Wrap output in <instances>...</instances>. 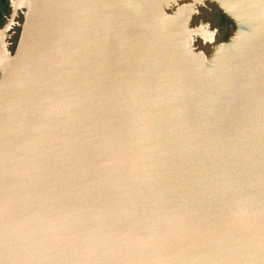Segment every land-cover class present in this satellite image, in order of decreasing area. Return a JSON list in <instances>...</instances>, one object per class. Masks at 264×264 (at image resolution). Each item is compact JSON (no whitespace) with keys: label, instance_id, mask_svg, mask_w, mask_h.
<instances>
[{"label":"water","instance_id":"95a60500","mask_svg":"<svg viewBox=\"0 0 264 264\" xmlns=\"http://www.w3.org/2000/svg\"><path fill=\"white\" fill-rule=\"evenodd\" d=\"M113 1L22 2L27 17L19 47L6 60L8 65L0 63L4 262L34 264L39 250L47 255L48 264H264V140H254L255 133L238 140L228 133L221 146L206 151L200 159L202 167L192 170L200 169L199 176L189 180L191 175L179 186L178 200L169 196L167 203L140 207L154 163L140 149L131 148L130 140V150L115 155L111 149L116 150V126L109 121L102 124V114L85 103L87 93L67 79L69 68L96 40V29L111 21ZM171 1L135 0L136 18H128L127 33L149 23L155 38L170 35L163 17ZM171 32L180 38L179 30ZM261 44L263 30L243 46L227 87L236 93L255 84L254 100L264 112ZM156 113L157 119L158 105ZM254 117L253 125L258 127ZM122 130L129 138L130 127ZM132 149L140 153L132 155ZM238 201L249 206L246 228L222 211ZM174 209L182 214L176 221ZM192 226V235L183 239L179 229ZM227 230L238 235L217 237ZM41 264L47 263L41 258Z\"/></svg>","mask_w":264,"mask_h":264},{"label":"rangeland","instance_id":"374dc122","mask_svg":"<svg viewBox=\"0 0 264 264\" xmlns=\"http://www.w3.org/2000/svg\"><path fill=\"white\" fill-rule=\"evenodd\" d=\"M22 2L0 0L2 63H7L6 60L14 56L19 47L27 17V6ZM259 2L173 0L168 5V14L163 17L165 29L170 35L155 38L154 33L145 35L146 31L143 33L139 27V30L135 28L131 34L127 33V20L136 15L135 0H115L113 4H116V9L111 10L109 24L104 29H96V40L77 64L69 68V83L87 93L85 103L102 114L105 120L102 124L107 125L109 121L112 127H130L127 134L130 135L128 140L131 141V148L140 149L144 157L151 156L148 161L154 163L153 174L139 200L140 207L147 203L148 208L155 207L167 202L169 196L173 201L174 195L178 200L181 192L179 186L188 180L197 162L200 166L204 154L203 148L199 149L201 141L207 137L210 143L214 139V130L219 134L227 132L230 136L234 135L236 140L241 131H244L243 138L250 136V132L255 133L257 140L263 138L264 123H261V116L264 112L254 100L257 95L255 84L249 83L236 93H231L227 87L228 80L236 73L232 70L233 64L237 65L236 59L242 55L243 46L249 44L254 34L262 30L264 32V0ZM178 30L179 39L171 34V31ZM126 34L134 43L133 50L127 48L130 43H126V39L130 38ZM156 35H159V31ZM131 50L133 58H130ZM2 76L0 65V78ZM135 77L139 81L133 82ZM142 90L147 91L145 97H139ZM250 97L254 106L251 105ZM156 100L158 118L154 119ZM252 117L258 120L260 129L253 125ZM155 120L158 121L156 127ZM211 145L208 144V147ZM202 150V154H198ZM131 152L140 153L134 149ZM199 173L194 171L189 180L199 176ZM172 188L173 191L177 189L176 192ZM233 199L235 201L237 198ZM248 207V204L238 201L229 206L227 212L223 207L222 211L246 228L250 219ZM174 211L175 221L182 218L178 210ZM165 225H170V222ZM164 231L167 232V227ZM192 233L193 226L183 231L179 229L183 239ZM222 234L217 237L238 235L234 230Z\"/></svg>","mask_w":264,"mask_h":264},{"label":"bare ground","instance_id":"6f19581e","mask_svg":"<svg viewBox=\"0 0 264 264\" xmlns=\"http://www.w3.org/2000/svg\"><path fill=\"white\" fill-rule=\"evenodd\" d=\"M102 3H103V1H102ZM148 16V15H147ZM146 19H148V17L146 18ZM144 24V23H143ZM139 25V24H138ZM147 26H146V28L145 27H143L142 29H143V33H144V31H145V29H146V33H145V35H147L148 33H150V32H152L154 29H153V27L151 26V25H149V23L148 24H146ZM139 30V29H138ZM168 31V30H167ZM183 31V30H182ZM87 33L88 32H86V30L84 31V33H83V35H87ZM82 35V36H83ZM86 35H85V37H86ZM129 35V34H128ZM150 37V36H149ZM131 39V38H130ZM130 39H126V43H130V44H127L128 46H127V48H129V49H132L133 50V48H134V43H131V41H132V39L130 40ZM147 40V39H146ZM144 44H146V43H144ZM146 46V45H145ZM141 47V46H140ZM132 50H131V53H130V58H133L132 56L134 55L133 54V52H132ZM148 51H152V50H148ZM148 51H145V52H148ZM153 53H151V55H152ZM147 55V54H146ZM237 60V59H236ZM0 62H1V60H0ZM151 62H153V61H151ZM3 63H6V62H4L3 61ZM7 65H8V63H7ZM155 68V67H154ZM153 68V69H154ZM240 68H241V66H240ZM177 69V68H176ZM147 71V70H146ZM262 71H264V68L262 69ZM133 80V82H136V81H139V80H136V77L134 78V79H132ZM140 83V82H139ZM131 84H133V83H131ZM228 84H230V82L228 83ZM122 89V88H121ZM147 89V88H146ZM230 89V88H229ZM147 92V91H146ZM146 92H144L143 90H142V94H140V96L139 97H145L146 96ZM167 94V93H166ZM152 102V101H151ZM156 105H158L157 104V100H156ZM145 106H147V105H145ZM150 109V108H149ZM154 110V109H153ZM150 112V111H149ZM145 113V112H144ZM154 113V112H153ZM155 114L157 115V113H156V110H155ZM156 115H154V119L156 118ZM163 117V116H162ZM143 118V117H142ZM165 118V117H164ZM145 119V118H144ZM148 120V119H147ZM144 121V120H143ZM157 121V120H156ZM145 123V122H144ZM158 124V121H157V123L154 125V127H156V125ZM123 125V124H122ZM131 125H133L132 123H131ZM124 126V125H123ZM149 128V127H148ZM147 128V129H148ZM259 129H260V126L258 127ZM105 129H108V128H106L105 127ZM109 131H110V129H109ZM115 131H116V133H119V134H117V136H116V139H115V141H114V145H113V147L115 146L116 147V150H113V149H111V151L113 152V153H115V155L117 154V153H120L118 150H124V149H128V150H130L129 149V146H130V143H129V140H128V137L127 138H125V132H123V130H122V127L120 126H116V128H115ZM149 131H150V129H149ZM148 131V132H149ZM99 132H102V131H99ZM153 132V131H152ZM102 133H106V132H102ZM107 134V133H106ZM151 134V133H150ZM228 133L227 132H225V133H221V134H219V133H217V132H215V130H214V134H213V136H214V139H212L211 141H210V143L208 142V139H207V137L206 138H204L202 141H201V143H200V147H199V149L202 147L203 148V150H204V153H206V151H208L209 149H210V147H213V145H218V146H221L222 145V143H223V141L225 140L224 138H225V135H227ZM149 135V134H148ZM152 135V134H151ZM154 135H155V133H154ZM263 135V134H262ZM146 136V135H145ZM153 136V135H152ZM151 136V137H152ZM177 136V135H176ZM237 136V135H236ZM110 137V136H109ZM232 137H234L235 138V136L233 135ZM148 138H149V136H148ZM163 138H164V136H163ZM175 138V137H174ZM238 138H243V136H241V134L240 135H238ZM153 139V138H152ZM160 139V138H159ZM196 139V138H195ZM257 139V137H255V139L254 140H256ZM261 140H264V139H261ZM126 141V142H125ZM157 141H159V140H157ZM154 142H152V144H153ZM120 144L122 145V146H120ZM183 144V143H182ZM208 144H212L210 147H208ZM183 145H186V144H183ZM127 146V148H125ZM189 146V145H188ZM187 146V147H188ZM191 146V145H190ZM148 148V147H147ZM150 148V147H149ZM151 148H152V146H151ZM160 149V148H159ZM198 149V150H199ZM152 150V149H151ZM158 150V149H157ZM188 151H189V149H187ZM186 150V151H187ZM203 150L202 151H200L198 154H202V152H203ZM187 151V152H188ZM191 151V150H190ZM155 152V151H154ZM249 152H251V149H249ZM128 153H129V151H128ZM157 153V152H156ZM193 153V152H192ZM195 153V152H194ZM189 154V153H188ZM197 154V153H196ZM132 155H135L134 153L132 154ZM129 156H130V154H129ZM179 156V155H178ZM186 157V156H185ZM116 157H114V160H116L115 159ZM130 158V157H129ZM129 158H127V159H129ZM148 158H151V156H149ZM182 158V157H181ZM179 159V158H178ZM187 159V158H186ZM189 159V158H188ZM190 160V159H189ZM126 161H128V160H126ZM150 161H151V159H150ZM153 161V160H152ZM185 162H186V160H184ZM189 162V161H188ZM151 163H153V162H151ZM191 164V163H190ZM203 165V164H202ZM202 165L200 164V166H199V162H197V165L196 166H193V169L194 168H196V167H198L199 166V168H201L202 167ZM201 170L199 169V170H196V174L197 173H199ZM181 173H184V171L183 172H181ZM193 173H194V171H193ZM192 173V174H193ZM152 174H153V172H152ZM191 173H190V175H192ZM188 175V174H187ZM194 175V174H193ZM156 176V175H155ZM180 176V175H179ZM182 176V175H181ZM152 177V176H151ZM154 177V176H153ZM159 177H162V176H159ZM158 177V178H159ZM187 177V176H186ZM155 178V177H154ZM160 179V178H159ZM158 179V180H159ZM166 179V178H165ZM187 178H185V180H186ZM161 180V179H160ZM163 181H166V180H164V179H162ZM184 180V181H185ZM149 181V180H148ZM187 181V180H186ZM155 182V181H154ZM153 182V183H154ZM161 182V181H160ZM147 184H149V183H147ZM164 184V183H163ZM166 184H167V182H166ZM169 184V183H168ZM183 184V183H182ZM186 184V183H185ZM154 186V185H153ZM156 186V185H155ZM169 186V185H168ZM172 186V185H171ZM158 187V186H157ZM164 186L162 185V188H163ZM152 188V187H151ZM171 189V188H170ZM214 189V187L212 186V187H210V190H212L211 191V194H213L214 195V193H215V191L213 190ZM165 190V189H164ZM177 190V189H176ZM176 190L175 191H173V188H172V191L173 192H176ZM208 190V189H207ZM171 191V190H170ZM169 191V192H170ZM166 192V191H165ZM155 195V194H154ZM167 195V194H166ZM173 195V194H172ZM216 195V194H215ZM220 195V194H219ZM218 195V196H219ZM158 196V195H157ZM175 196V198H176V195H174ZM178 196V195H177ZM167 197V196H166ZM179 197V196H178ZM177 197V198H178ZM164 198H165V196H164ZM180 198V197H179ZM161 199V198H160ZM159 199V200H160ZM214 198H212V200H213ZM153 200V199H152ZM158 200V199H157ZM163 200V199H162ZM167 200V199H166ZM156 201V200H155ZM163 201H165V200H163ZM149 202H151V200L149 201ZM147 203V202H146ZM163 203V202H162ZM165 203H167V202H165ZM146 205H148V203L146 204ZM151 205V204H150ZM1 206H2V204H0V215L2 214L1 212H2V208H1ZM145 206V205H144ZM149 206V205H148ZM181 209H185V208H181ZM177 213V212H176ZM212 215H214L213 213H212ZM216 217V216H215ZM173 227V226H172ZM53 239L52 238H50V240H49V242H51ZM49 244H55L54 242L53 243H49ZM13 250V249H12ZM14 251V250H13ZM39 253V254H38ZM35 255H34V258H33V261H34V264H41V258L48 264V258H47V255H43V254H40V252H39V250L37 251V252H35L34 253ZM36 257H39V258H37L36 259ZM36 259V260H35ZM69 262L70 263H73L74 262V258H70V260H69ZM0 264H7V263H5L4 262V258L2 257V255L0 254Z\"/></svg>","mask_w":264,"mask_h":264},{"label":"flooded vegetation","instance_id":"af4514ba","mask_svg":"<svg viewBox=\"0 0 264 264\" xmlns=\"http://www.w3.org/2000/svg\"><path fill=\"white\" fill-rule=\"evenodd\" d=\"M1 79V78H0Z\"/></svg>","mask_w":264,"mask_h":264}]
</instances>
